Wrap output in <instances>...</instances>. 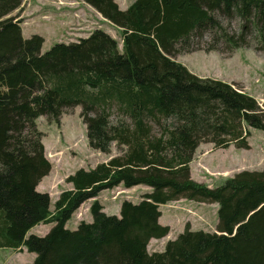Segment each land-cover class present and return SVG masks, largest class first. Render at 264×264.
<instances>
[{
  "label": "trees",
  "instance_id": "16d2710c",
  "mask_svg": "<svg viewBox=\"0 0 264 264\" xmlns=\"http://www.w3.org/2000/svg\"><path fill=\"white\" fill-rule=\"evenodd\" d=\"M83 1L118 29L122 47L97 28L42 52L43 36L23 35V0H0V247L36 253L32 264H264V167L210 186L190 166L203 142L250 148L251 129L264 132V107L236 84L174 59L249 47L254 32L264 52V0H134L127 9ZM219 15L240 18V31ZM78 105L88 145L109 154L116 143L122 154L68 175L72 187L52 207L50 193L37 189L52 170L37 121L60 125ZM120 185L151 190L124 200L120 216L96 199L93 221L66 227L83 203ZM179 199L217 203L216 231L187 224L164 251L149 252L152 239L171 232L161 206ZM41 223L55 225L29 234Z\"/></svg>",
  "mask_w": 264,
  "mask_h": 264
},
{
  "label": "rangeland",
  "instance_id": "374dc122",
  "mask_svg": "<svg viewBox=\"0 0 264 264\" xmlns=\"http://www.w3.org/2000/svg\"><path fill=\"white\" fill-rule=\"evenodd\" d=\"M134 0H117L122 9H127ZM23 35L30 37L40 34L44 37L42 52L49 50L59 42L78 41L97 28L105 29L113 35L122 47L118 29L107 21L98 11L83 0H23ZM15 12L14 14H16ZM224 26L230 31L239 32L240 18H225L219 15ZM252 45L240 47L232 52L195 50L190 53H179L174 59L183 63L192 73L200 77H210L236 84L238 88L257 98L264 107V52L258 51L256 32L251 36ZM82 107L67 108L60 125L50 122L46 116L38 118V127L45 133L46 156L52 163L51 172L46 175L37 189L49 192L52 207L55 200L64 189L72 187L66 182L68 175L80 168H93L98 163L107 162L111 156L122 154V149L116 143L112 152L107 154L94 150L88 145L87 129L81 118ZM118 116L117 107L113 108L112 119ZM250 148H238L231 145L228 148L215 149L212 143L200 144L194 156L191 175L200 182L210 186L222 183L227 177L234 176L243 169L262 170L264 167V132L251 129L248 138ZM125 149V148H124ZM209 149V150H208ZM204 159V161H203ZM146 185H136L125 188L123 185L103 190L97 198L87 200L73 217L66 223L69 229H76L82 220L91 222L93 216L90 206L98 199L107 214L120 216L121 203L124 200L139 202L146 191ZM191 201V200H190ZM180 202L172 201L162 205L163 220L172 225L169 237L152 239L148 246L149 252L164 251L170 239H176L189 224L192 229L216 231L219 222L218 204L215 207L194 208ZM193 209V210H192ZM197 209V210H196ZM176 210V212H172ZM55 223L39 224L33 227L29 234L45 235ZM36 253L9 247H0V264H32Z\"/></svg>",
  "mask_w": 264,
  "mask_h": 264
},
{
  "label": "crops",
  "instance_id": "0c3cea01",
  "mask_svg": "<svg viewBox=\"0 0 264 264\" xmlns=\"http://www.w3.org/2000/svg\"><path fill=\"white\" fill-rule=\"evenodd\" d=\"M131 4V3H130ZM129 4V5H130ZM199 148V147H198ZM209 150V149H208ZM194 161L195 160H193L191 163H190V166H191V168H192V170H193V165H194ZM203 161H204V159H203ZM197 180V179H196ZM151 190V188L150 187H146V191H150ZM177 203H179L180 204V202H182V203H184L183 201H186L187 203H185V205H187V206H191L190 208H194L195 207V204L196 205H198V208H201L202 210L203 209H205V207L207 208V207H210V205L212 204L213 206L212 207H215V203H199V202H195V201H190V200H186V199H179V200H175ZM162 207V206H161ZM193 210V209H192ZM197 210V209H196ZM172 212H176V210H172ZM163 217H164V214H163V210H162V216L160 217V220H163ZM164 224H168V225H170L171 227H172V225L170 224V223H167V222H165ZM166 237H169V235L168 236H166ZM13 249V248H12ZM15 250H19V249H15ZM24 250V249H23Z\"/></svg>",
  "mask_w": 264,
  "mask_h": 264
}]
</instances>
